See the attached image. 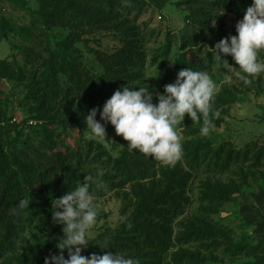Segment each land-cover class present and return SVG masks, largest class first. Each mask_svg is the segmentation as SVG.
Wrapping results in <instances>:
<instances>
[{"label":"trees","instance_id":"1","mask_svg":"<svg viewBox=\"0 0 264 264\" xmlns=\"http://www.w3.org/2000/svg\"><path fill=\"white\" fill-rule=\"evenodd\" d=\"M13 1L24 7L23 1ZM201 1L214 6L219 0ZM251 4L252 0L232 2L236 11L244 12ZM146 5L145 0H41L39 9L35 11L41 23L49 29L46 21H50L54 26L67 30L60 52L54 54L49 51V58L37 66L29 80L6 59L0 58V80L18 84L25 82L26 97L37 106L45 107L69 98L72 92L80 94L87 90L109 92L107 97L99 99L95 95L91 102H87L93 108L104 106L117 89L136 76L127 74V66L135 62V66H139L147 56L145 51L137 50L141 43L147 41V34L141 32L140 25L136 24ZM106 26L124 35L122 40L129 48L125 51L119 49L113 54L90 49L97 62L105 67L104 73L90 75L73 58V54L78 52L75 44L82 43L88 49L89 43H97L95 32ZM11 30L10 25L0 19V43L7 39ZM181 43L188 44L189 38H182ZM167 63V50L161 54L154 53L149 61V65L156 66L159 74H163L162 79L170 84L175 82L180 70L188 67L196 70L182 53L165 68ZM253 82L247 86L241 80L237 85L225 84L216 93L212 112L219 111V116L212 117L215 127L223 123V117L238 101V95L252 89ZM185 122L188 139L182 143L184 161L179 159L171 167L129 151L128 142L124 139L117 157L93 140L84 142L80 149L67 151L65 147L67 153H59L62 169H70L72 161L84 159L109 172V178L116 180V184L111 185L129 187L134 200L131 217L117 232L113 243L104 247L90 241L82 255L115 254L118 251L135 258L138 264H210L219 260L221 255L228 260H252L246 264H264V240L246 245V236L236 240L230 229L214 220L221 206L247 187L250 179L264 180V142L253 140L242 149H236L227 141L214 148L208 135H200L201 124L192 122L187 115ZM50 136L51 133L46 138L49 149L56 145ZM156 166V176L150 177L149 171ZM199 171L213 178H207L200 184L198 207L191 215L184 216L189 204L186 188L193 174ZM49 186L47 173L40 172L33 163L20 158L16 139L10 136L8 129L0 127V206L18 211L33 191H43ZM50 215L41 211L29 215L27 221L33 224L36 219L38 232H49L44 236L46 241L31 232L29 237H23V226L11 233L10 239L0 237V264H45L49 253L59 254L57 244L63 237L62 225L54 224Z\"/></svg>","mask_w":264,"mask_h":264},{"label":"rangeland","instance_id":"2","mask_svg":"<svg viewBox=\"0 0 264 264\" xmlns=\"http://www.w3.org/2000/svg\"><path fill=\"white\" fill-rule=\"evenodd\" d=\"M21 1L24 2V7L13 0H0V19L5 20L12 28L7 39L0 43V58L6 59L29 80L37 71V66L49 58V51L54 54L60 52L67 30L54 26L50 21H46L50 25L49 29L41 23L35 14L41 0ZM145 1L147 5L139 14L136 24L140 25L141 32L147 34V41L141 43V48L137 50L145 51L147 56L139 66H135L136 62L127 66V74L136 75L133 80H127L129 87L149 85L154 93L158 91L163 94L165 85L170 83L162 79L163 74H159L156 66L149 65V61L154 53L161 54L166 50L168 63L165 68L173 64L178 54H185L196 70L209 72L217 84L216 93L225 84L237 85L240 82L235 75L231 81H225L223 72L226 70L217 67L219 61L211 49L231 33L236 35L235 25L243 19L245 12L236 11L232 6L233 0H219L214 6L201 0ZM95 33L97 43H89L88 49L82 43H76L78 52L73 54L77 63L90 75L105 71V67L97 62L90 49L113 54L119 49L125 51L129 48L122 40L124 35L110 30L109 26ZM182 38H189V43L183 45ZM222 59H226L232 67H238L231 56ZM261 59H264V53ZM235 71L238 69H234L233 73ZM253 81L252 89L238 95V101L228 108L223 123L208 134V140L214 148L227 141L236 149H242L253 140L264 142V74ZM26 93L25 82L18 84L0 80V127L8 129L10 136L16 139L20 158L33 163L40 172L47 173L50 186L43 191H33L18 211L0 206V237L10 239L9 235L23 226V237H29L31 232L46 241L44 236L49 232L39 233L35 228L36 219L33 224L27 223L29 215L46 211L51 217L52 200L60 198L74 189L78 182H83L85 176L91 175L93 180L89 181L90 189L99 206V212L88 239L89 242L108 247L131 217L134 200L129 187L116 188L111 185L116 184V180L109 178V172L89 164L84 159L72 161L70 169L64 170L59 165V153L80 149L84 142L93 140L112 156H119L124 141L122 136L116 134L114 127L108 124L107 142L100 141L92 137L85 119L87 113L93 109L87 102H91L95 95L101 99L110 93L100 90H87L80 94L72 92L69 98L45 107L34 105L26 97ZM157 102L154 96L153 103ZM97 108L102 110L103 106ZM96 119L100 120L99 113ZM186 130L184 119L183 125L179 127L181 143L188 139L185 136ZM50 133V138L56 142L51 149L46 142ZM180 161H184L182 156ZM159 164L171 167L161 162ZM156 172L157 166L148 174L154 177ZM193 175L186 188L189 204L185 208L184 216L191 215L197 209L200 184L207 178H213L204 171ZM248 183L247 187L242 188L229 202L221 206L214 220L230 229L234 239L239 240L246 236L245 244L251 246L264 240V224L261 223L264 221V180L255 178ZM64 254L67 255L66 250ZM52 255L54 254L49 253L48 259ZM220 256L219 260L210 264H246L252 261L249 258L228 260Z\"/></svg>","mask_w":264,"mask_h":264},{"label":"clouds","instance_id":"3","mask_svg":"<svg viewBox=\"0 0 264 264\" xmlns=\"http://www.w3.org/2000/svg\"><path fill=\"white\" fill-rule=\"evenodd\" d=\"M235 31L236 35L221 39L211 49L219 61L217 67L226 70L223 72L225 81H231L235 75L247 86L264 74V59H261L264 0H252L243 19L236 23ZM228 56L238 67L222 59ZM234 69L238 71L233 73ZM216 91L217 84L208 71L188 67L177 73L174 83L165 85L163 94L154 93L149 85L122 86L105 102L102 110L93 108L87 113L86 124L92 137L104 142H107L106 126L110 124L116 134L128 142L129 151L172 166L183 154L179 127L186 115L192 122L201 124V136H207L215 127L212 117L219 116V111L212 112ZM154 96L157 103H153ZM91 180V175L85 176L74 189L52 200V222L62 225L63 237L57 244L59 254L46 258L45 264H138L135 258L118 251L82 255L90 244L88 236L99 212L90 189Z\"/></svg>","mask_w":264,"mask_h":264}]
</instances>
